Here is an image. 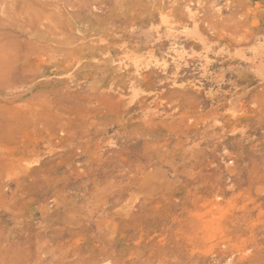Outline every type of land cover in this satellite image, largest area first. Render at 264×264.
Masks as SVG:
<instances>
[{
	"label": "rangeland",
	"instance_id": "1",
	"mask_svg": "<svg viewBox=\"0 0 264 264\" xmlns=\"http://www.w3.org/2000/svg\"><path fill=\"white\" fill-rule=\"evenodd\" d=\"M0 264H264V0H0Z\"/></svg>",
	"mask_w": 264,
	"mask_h": 264
}]
</instances>
